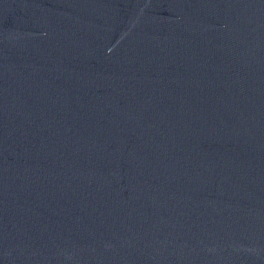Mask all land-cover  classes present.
I'll return each mask as SVG.
<instances>
[{"label": "water", "instance_id": "1", "mask_svg": "<svg viewBox=\"0 0 264 264\" xmlns=\"http://www.w3.org/2000/svg\"><path fill=\"white\" fill-rule=\"evenodd\" d=\"M0 264H264V0H0Z\"/></svg>", "mask_w": 264, "mask_h": 264}]
</instances>
